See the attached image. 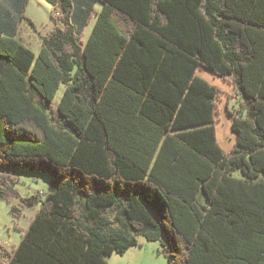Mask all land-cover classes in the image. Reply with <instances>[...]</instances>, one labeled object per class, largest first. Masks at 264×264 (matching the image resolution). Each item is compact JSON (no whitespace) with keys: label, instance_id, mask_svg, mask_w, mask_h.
<instances>
[{"label":"trees","instance_id":"1","mask_svg":"<svg viewBox=\"0 0 264 264\" xmlns=\"http://www.w3.org/2000/svg\"><path fill=\"white\" fill-rule=\"evenodd\" d=\"M28 1L0 20V199L18 172L58 187L25 199L8 264H108L141 236L167 264H264V0H45L63 26L38 54L16 38ZM199 67L242 98L228 152Z\"/></svg>","mask_w":264,"mask_h":264},{"label":"rangeland","instance_id":"2","mask_svg":"<svg viewBox=\"0 0 264 264\" xmlns=\"http://www.w3.org/2000/svg\"><path fill=\"white\" fill-rule=\"evenodd\" d=\"M101 6L100 2L95 5L92 19L84 30L83 41L88 39ZM52 11L51 4L45 0H29L26 6L25 18L18 27L16 38L35 54H38L42 47V36L51 31L55 25L63 26L60 16L56 15L61 12L53 13ZM197 74L220 89L218 95L219 121L216 124L217 137L222 148L228 152L234 147L237 138L236 133L231 129L232 117L229 115V111H239L242 98L238 89L229 79L216 76L203 67H199ZM63 92L64 85L56 95L55 104L59 102ZM235 175L241 176L239 172H236ZM11 180L12 187L17 193L16 197L10 201L0 199V264H8L5 251L11 253L18 246L22 235L40 208V202L28 204L25 199L38 194L44 198L45 194L49 192L51 181L44 174L31 172L12 174ZM13 205L18 209L17 214L11 212ZM139 240L143 241V245L138 248L141 254L137 259L129 260L115 254L116 259L119 260L111 262V264H167V260L160 250L159 242L148 241L142 236L139 237Z\"/></svg>","mask_w":264,"mask_h":264},{"label":"crops","instance_id":"3","mask_svg":"<svg viewBox=\"0 0 264 264\" xmlns=\"http://www.w3.org/2000/svg\"><path fill=\"white\" fill-rule=\"evenodd\" d=\"M17 1L18 0H0V20L2 22L10 21V18L13 15ZM140 243H141L140 246L132 247L124 255H120V256H122L121 258H127L129 260L137 259L138 255L140 256V254H141V252L138 250V248H140L143 245V241L140 240ZM115 256H116L115 254H112L108 258V264H111V262L114 263V262L119 260V259H116L117 257H115ZM117 256H119V255H117Z\"/></svg>","mask_w":264,"mask_h":264},{"label":"water","instance_id":"4","mask_svg":"<svg viewBox=\"0 0 264 264\" xmlns=\"http://www.w3.org/2000/svg\"><path fill=\"white\" fill-rule=\"evenodd\" d=\"M57 184L53 180L50 181V189L49 192H54L57 189Z\"/></svg>","mask_w":264,"mask_h":264},{"label":"built area","instance_id":"5","mask_svg":"<svg viewBox=\"0 0 264 264\" xmlns=\"http://www.w3.org/2000/svg\"><path fill=\"white\" fill-rule=\"evenodd\" d=\"M56 15H58V16H59V15H60V13L58 12Z\"/></svg>","mask_w":264,"mask_h":264}]
</instances>
